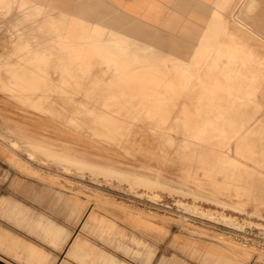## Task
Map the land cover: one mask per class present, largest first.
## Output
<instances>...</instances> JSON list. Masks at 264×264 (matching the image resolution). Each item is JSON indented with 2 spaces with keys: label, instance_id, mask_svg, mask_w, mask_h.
I'll use <instances>...</instances> for the list:
<instances>
[{
  "label": "rangeland",
  "instance_id": "374dc122",
  "mask_svg": "<svg viewBox=\"0 0 264 264\" xmlns=\"http://www.w3.org/2000/svg\"><path fill=\"white\" fill-rule=\"evenodd\" d=\"M2 1L8 3H3L5 7L12 9L8 14L0 12V196L21 201L38 214L51 217L70 233L65 234L67 243L56 247L41 232L30 231L8 215L0 213V264H29L15 254V250L25 251V243L36 244L49 252L51 259H56L54 262L51 260L52 264H60L63 259L74 264H264L258 254L247 260L240 256L243 253L241 250L228 244L226 246L212 234L191 231L179 223H169L168 233L152 229L141 223L135 212L95 201V193L103 192L123 203L163 216L180 218L184 215L192 224L230 233L238 241L264 247V227L232 228L224 222L195 215L179 204L195 203L204 209H217L219 206L215 203L194 202L192 197H180L162 190L156 191L158 199H152L150 194L153 192L146 193L143 188L135 191L128 184H123L121 189L99 183L89 174L81 176L62 171L57 165L50 168L32 160L29 153L17 150L25 161L32 162L33 169L41 171L44 178L38 179L37 175L24 173L17 168L18 165L10 162L11 150L6 144L11 146V143L3 138L14 141L16 138L27 145L29 136H32L48 144H42L43 147L81 161L149 176L172 187L239 209L243 212L238 214L241 218L248 217L264 224V0H228L225 4L228 31L236 35L232 38L226 32L219 36L220 40L217 38L213 42L202 41L201 36L200 40H193L207 33L210 25L221 24V19L217 21L213 17L217 16L218 10L210 7L214 0L207 3L197 1L195 8L179 9L184 12L179 20H183L189 28L177 35L174 48L160 46L155 56L126 48L142 31L154 37V22L122 7L117 0H64L62 4H71L68 7L37 0ZM254 6L256 11H253ZM129 16L135 18V23L128 21ZM142 23L143 27L140 26ZM85 30H90L88 37L84 35ZM212 34L209 32L211 37ZM203 47L205 58L210 60L200 80L194 81V88L189 92L178 87L171 89L169 81L173 73L170 70L178 71L180 66L187 65L186 55L193 50H203ZM71 51L78 55L87 54L90 64L68 61ZM163 51L165 54H162ZM236 61L238 63L232 65ZM105 62H109V65ZM201 64L192 62L191 65ZM107 70L114 73L116 79L112 81L107 78ZM235 70L242 75V91L234 87L232 80H227L229 75L236 73ZM126 75L136 78L142 75L156 76L161 85L158 98L165 102L162 112L148 108V104L134 95L138 91L129 86L132 83L126 81ZM83 79L88 83L98 82L99 85L114 84L116 95L108 98L107 106L118 109L131 121L119 140L91 131L100 123L95 114L102 111L97 110L99 99L86 95L87 85L79 83ZM202 90L205 91L201 94ZM200 94L202 99L196 103ZM235 101L244 102L245 110L255 115L223 148L227 147L225 151L240 162L238 166H232H236L237 170L234 179L227 177L226 171L216 172L217 180L230 185L229 189L218 190L217 186L209 184L212 178L205 175V168H211V165L195 155L197 149L190 142H202L212 147L219 136L227 130L233 131L228 129L230 125H235L236 129L239 123L237 118L228 115L229 118L215 120V112L207 116L201 113L209 102L223 109V105L227 107ZM178 108H184L189 116L183 117ZM171 112V119L164 121L162 116H168ZM138 116L143 121L135 119ZM174 117L178 119L173 121ZM119 122H125V117L121 116ZM250 128V138L238 144L241 135ZM20 130L25 133L18 132ZM179 139L191 146L184 147ZM178 142L191 156L179 158L174 148ZM184 171H189L193 177L185 179ZM196 178L206 184L198 185ZM242 183L245 187L239 189L238 193L237 186ZM55 193L62 199L74 198V201L67 205ZM76 201L84 205H78ZM70 210L77 216H69ZM226 212L231 214L232 210ZM44 223L47 226L53 224L49 218ZM18 238L22 242H18ZM14 243L24 246L17 248ZM67 247L77 250L78 257L74 259L66 255Z\"/></svg>",
  "mask_w": 264,
  "mask_h": 264
},
{
  "label": "bare ground",
  "instance_id": "6f19581e",
  "mask_svg": "<svg viewBox=\"0 0 264 264\" xmlns=\"http://www.w3.org/2000/svg\"><path fill=\"white\" fill-rule=\"evenodd\" d=\"M227 1L228 0H214V2L211 4L210 7H212L213 9L215 8L216 10H218L217 16L215 17V15H214L213 17L217 21L221 19V24L220 25L218 24L217 26L215 25V23L213 25H210L209 29L211 31L209 30V31H207V33L204 32L203 34L198 35L193 41L200 40L201 38L199 36H201V37H203V39H201L202 41L213 42L217 38L219 39V36H221L223 33L229 32L228 31V21L229 20H227L226 17H225V15H226L225 14V9H226L225 8V6H226L225 4H226ZM231 1H233V0H231ZM0 3H1L0 4V12L7 13V14L10 13V9H12V8L11 7H5L4 4H3L5 2H3L2 0H0ZM5 4H8V3H5ZM210 7H209V9H211ZM254 10H255V6H254L253 11ZM108 11H110V10H108ZM111 11L113 12V10H111ZM118 12L120 13V11H118ZM92 13H93V11H92ZM124 13L126 14V12H124ZM83 14H86V13H83ZM182 14H184V12L182 10L179 11V12L173 11L167 17H165L164 19H154V20L151 19V21L154 22L153 25H154L155 32L152 30L155 33L154 37L151 36V35L148 36L147 34L143 33L144 31H142V33H138V35H136V36L134 35L135 37L132 39V41L130 43H128L126 48L134 50L135 52H138V53H143V54H148V55H153V56H155L154 54L157 51L160 50V46L161 47H166V49H168L170 46H173V48H174L175 45H176V41H177V35L180 32H182L183 30L189 28V27H186V25L183 22V20H179V18H180L179 16L182 15ZM85 16H87V15H85ZM95 16H96V13H95ZM125 16H127V14ZM87 17H89V16H87ZM229 17H230V13H229ZM106 18H108V17H106ZM85 19H87V18H85ZM108 19L110 21V18H108ZM127 19H128V21L130 23H135V18L134 17L129 16V18H127ZM79 20H80V18H79ZM95 20H97V19H95ZM136 20H137V18H136ZM140 22H142V21H140ZM40 23H42V22H40ZM85 23H86V21H85ZM100 23H101V21H100ZM118 23H119V21H118ZM195 24L196 23H194V25ZM76 25H78V24H76ZM98 25H100V24H98ZM112 25H114V24H112ZM140 26L143 27V23ZM96 28H97V26H96ZM116 28L117 27H115V29ZM134 28H136V27H134ZM138 28H139V26H138ZM222 29H223V31H222ZM242 29H243V27H242ZM105 30H107V29H105ZM148 30H149V28H148ZM196 30H199V29H196ZM244 30H246V28ZM85 31L86 32L84 33V35H86L88 37L89 33H90V30H85ZM114 31H116V30H114ZM209 32L213 33L212 37H211V35H209ZM110 33L113 34V32H110ZM229 33H230L232 38L235 37V35H236V33H231V32H229ZM107 34L109 35V33H106V35ZM113 39H114V36H113ZM111 41L112 40L110 39V42ZM228 42H230V41H228ZM110 44H109V46H110ZM214 44H215V42H214ZM95 45H96V43H95ZM192 45H194V44H192ZM200 45H201V43H200ZM204 50H205V48L203 50L197 49V50H193V52H189L186 55L187 56L186 59L189 62L187 65L185 64V65L180 66L178 68V71L170 70L173 73V78L169 81V83L171 82L170 85H172V86H170L171 89H174L175 87H178L180 89H184L187 92H189L191 89L194 88V81L196 79L200 80V77H202V74H203V70L205 69V67L208 66L207 64L209 63V60H210L208 58H205L206 55H205V51ZM100 51L104 52L103 50H100ZM112 51H111V53H112ZM108 52H110V51H108ZM106 53H107V51H106ZM102 54H104V53H102ZM162 54H165V52L163 51ZM74 56L76 58H74ZM86 57H87V54L78 55V54H75V52H72L70 54V56L68 57V61H70L72 63L90 64V62L87 61ZM106 57H108V56H106ZM150 57H152V56H150ZM154 60H155V58H154ZM192 62H195L196 64L197 63H202V64L201 65H191ZM218 62H219V60H218ZM105 63L106 64L108 63V65H109V62H105ZM237 63H238L237 61L233 62L232 65H235ZM136 67H137V65H136ZM133 70H134V67H133ZM235 72L237 73V72H239V70H237V71L235 70ZM236 73H234V75L233 74L229 75L227 80H232L234 87L237 90H241L242 91V86H243L242 81H241L242 80V75H240L238 73L236 74ZM151 74H153V73H151ZM105 75L107 76V78L109 77V79L112 80V81L115 78L114 73L113 74L109 73V70H107L105 72ZM155 77L156 76L142 75L139 78H136V76H130V75L128 76V75H126L125 79H126L127 82L132 83L130 85L128 84L129 86H133L135 89H137L138 92H136V94H134V95L137 98H141L143 103L148 104V105H146L148 108H156V109H158L159 111L162 112V106L164 105L165 102L163 100H161V98H158L159 94H160L159 88L161 87V85L158 83L159 80H157ZM79 83L87 85L86 89H88V92H87L86 95L88 97L92 96V97H96V98L99 99L98 103L96 104L97 108H98L97 110H101L102 113L101 114L98 113V114H95V115L100 120V123L98 124L97 127L92 128L91 131L94 134H96V135H101V136L103 135V136H106V137H108L110 139L119 140L121 135L124 134L123 133L124 130L127 129L130 126L131 121H130V117L127 116L126 114L121 113V111H119L118 109L110 108V107L107 106V102L109 101L108 98L110 96H112V95H116L115 93H116L117 90L113 86L114 84H110V85H106V84L102 85L101 84V85H99L98 82H94V81L88 83L85 79H83ZM173 85H176V86H173ZM204 91L205 90H202L201 94ZM201 94H200V96H198L196 103H198L202 99L201 98ZM40 96L41 95H37V97H40ZM75 103L76 102H74V104ZM204 105H206V104H204ZM223 106H224V108L221 109L220 106H215L214 104L209 102V103H207V106H205V107H203V109H201V113H203L205 116H207V115H210L211 112L213 111V112H215L217 114L216 117L214 118L215 120H222V119H225V118H229L228 115L232 116L233 119L237 118L239 120V123H238V126L236 127V129H235V125H232L233 127H230L231 125L230 126L228 125L229 126L228 129H231L233 131L231 132V131L227 130V132H225V134H223L222 136H219V138L214 141V145L212 147H207L206 145H203L202 142L201 143H198V142H196V143L192 142L191 143L190 142V144L194 145L195 149H197L195 155L200 156L202 162L209 163L211 165V168H209V167L205 168V175L209 176V178H212V180H211V182L209 184L213 185V186L214 185L217 186L218 190L229 189L230 185L228 183H225V182L221 183L219 180H217L216 177H215L216 172H220L221 170L222 171H226L227 172V174H226L227 177H231V178L234 179L235 177H237L236 176L237 173H235L237 170H235L236 166L234 168L232 166H234V165L238 166L239 165L238 163L240 162V161L238 162L236 159L232 158L225 151V149L227 147L225 149H223V148L227 145L229 140H231L233 137L237 136V134L240 133L242 131V129L244 127H246V125H248V123L253 119V117L255 115L254 112H250V111L245 110V103L241 102V101H235V102H233L232 104H230L227 107H226V105H223ZM196 109L197 108H195V111H196ZM42 110H43V108H42ZM73 111H75V110H73ZM92 111H95V109H92ZM178 111L183 115V117H188L189 116L188 112L184 108L183 109L178 108ZM172 113L173 112L168 114V116L166 115L167 117L166 116H162L164 121L170 120ZM182 115H181V117H182ZM121 116L125 117V122H121V123L119 122V118ZM135 119H137L139 121H143L141 119V117H139V116L137 118H135ZM174 119L177 120L178 118L174 117L172 120L175 121ZM218 126H220V125H217L216 127H218ZM17 128L19 129V127H17ZM222 128H224V126H222ZM225 129H227V128H225ZM251 130L252 129L250 128V129H248L247 132L243 133L241 135V138H239L237 143L238 144H239V142L243 143L244 141H246V138L249 139L250 138V133H248V132L251 131ZM18 132L25 133L24 130H20ZM29 137H30V141H29V143L27 145H25L24 143H22L19 140H17L15 137H14L15 138V141H14V140L8 139L7 137L3 136V138L6 139L7 141H9V143H11V146H12L11 147L8 144H6V146L9 147V149L11 150V156L9 158V160H11L10 162H12L13 165H18L17 168H21L24 173L28 172V174L30 173L31 175H34V176L37 175V177H39L38 179H42V177H43V175L40 174L41 171L38 172L37 170L33 169L32 166H31L32 162L25 161V159L21 156V154H19L17 152V150H19L21 152L25 151V152L29 153V155H30L32 160L40 162L41 164H43L45 166H48L50 168L55 166V165H57L58 168L60 170H62V171L78 174V175H81V176H86L87 174H89L95 181H97L99 183H108V184H111V185L116 186L117 188H121V189L123 188V186H122L123 184H128L130 186V188L132 190H135V191L138 188H143L146 193L153 192L152 194H150L152 199H158L159 198V194L156 191L157 190H162V191H167V192H169L171 194H176V195H178L180 197L181 196L192 197L194 202L206 201V202L215 203V204H217L219 206L217 209H204V208H201L200 206H198L195 203L193 205H191L189 203L179 202V204L184 209H187L188 211H190L191 213H193L195 215H199V216L204 217V218H209V219H212L213 221H217V222H224V223H226L227 225H229L232 228L243 230V229H245L248 226H251L252 228H254V227H257V228L264 227V224L261 223V222L254 221V220H252V219H250L248 217L241 218L240 216H238V214H243V212L241 210H239V209L230 208V207H228V206H226L224 204L218 203L217 201L215 202L214 200L205 198L202 195L193 194V193L187 192V191H185L183 189L172 187L170 185L162 183L159 180L152 179L149 176H145V175H141V174H138V173L129 172V171H126V170L117 169V168L112 167V166H107V165H102V164H95L93 162L90 163V162H86V161H81V160H79V159H77L75 157L69 156V155L64 154V153H62L60 151H56V150H53V149H49V148L43 147L42 144H47L45 141L40 140V139H36L35 137H32V136H29ZM135 138H133V139H135ZM179 141L182 142L184 147H190L191 146V145L188 144V142L184 143L185 141H182L181 139H179ZM93 144H94V142H93ZM131 144H134V143H131ZM143 144H145V143H143ZM4 145H5V143H4ZM183 145L179 144V142H178L177 146L174 147L177 150V152H178L179 158H181V159L191 156L190 154L187 153V150L185 151L183 149L184 148ZM209 148H211V149H209ZM166 150L169 151L168 148ZM247 160H249V159H247ZM183 174H184L183 177L185 179H187L189 177H193L189 171H184ZM48 175H50V174H48ZM253 175H254V173H253ZM47 180H48V178H47ZM240 180H242V179L240 178ZM71 181H73V180H71ZM18 182L19 181H16V184H18ZM52 182L50 181L51 184H53ZM196 183H198V185L206 184L204 181H201L198 178H196ZM244 187H245V185L243 183L241 184V186H237L238 193H239V189L240 190L244 189ZM58 193H59V191H58ZM95 195H96L95 201H99L100 203L102 202V203L106 204L107 206L110 205V207L111 206H114L116 208L118 207L119 210L123 209V210H130V212H135L139 216V217H137L138 220L141 223H143L145 226L151 227L152 229L160 230V231L168 233L169 232V228H168V224L169 223H172V222H175L177 224L179 223L184 228L191 229V231L202 232V233L205 232L207 234H212L213 236H215V239H217L221 243L223 242V243H225V245L228 244L231 247H234V248H237V249L241 250L243 253H241L240 256L244 257L247 260L248 259L251 260V257L254 254H258V255H260L259 256L260 257L259 260H263L264 261V247L260 248L258 246L251 245V244L246 243L244 241H238L230 233L220 232V231L212 230V229L207 228V227H202L201 225L192 224V223L189 222V220L186 219L187 217H185L184 215H182L180 218H175V217L166 216V215L163 216V215H159L158 213H155V212H147L145 210L138 209L136 207H133V206L129 205L126 202L123 203V201H118L117 199L114 198V196H110V195L105 194V193L100 192V191H97L95 193ZM92 197H95V196L92 195ZM62 200L65 201V203L67 205H69V203L72 200L74 201V198L64 197ZM76 204L84 205L81 201H76ZM229 209L232 210L231 214L226 212ZM129 218H131V217H129ZM158 219L160 221H158Z\"/></svg>",
  "mask_w": 264,
  "mask_h": 264
},
{
  "label": "crops",
  "instance_id": "0c3cea01",
  "mask_svg": "<svg viewBox=\"0 0 264 264\" xmlns=\"http://www.w3.org/2000/svg\"><path fill=\"white\" fill-rule=\"evenodd\" d=\"M40 2L58 4L62 7H68L71 4H62L64 0H37ZM73 1V0H72ZM211 2V0H117L122 7L128 9L129 11L138 14L142 18L149 19H164L171 12L177 11L181 8H195L196 2ZM175 8V9H174ZM19 184V182H18ZM56 194V193H55ZM62 200L59 195H55ZM71 211V210H70ZM0 213L8 215L11 219L15 220L19 225L27 227L30 231L41 232L46 240L56 247H61L66 244L67 236L65 234L70 233L66 227L57 223L51 217L44 214H38L34 209L25 205L21 201L14 199L10 196L1 195L0 196ZM72 211L69 216H73ZM77 216V215H76ZM46 218H49L50 222L53 224L45 225ZM53 233V235H49ZM18 242L20 239H16ZM15 244V243H14ZM15 244L17 248L25 247V251L15 250V254L19 257H23L29 264H52L56 259H51V254L47 252L42 247L37 246L32 243ZM74 248L67 247L66 255L71 258L78 257L77 250ZM53 262H52V261ZM59 264V263H58ZM60 264H74L66 259H63ZM125 264V263H124ZM238 264V262L236 263Z\"/></svg>",
  "mask_w": 264,
  "mask_h": 264
}]
</instances>
